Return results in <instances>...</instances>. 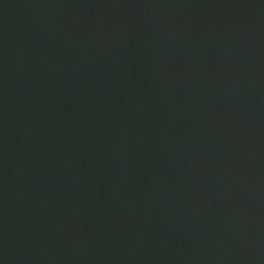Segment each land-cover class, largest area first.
I'll list each match as a JSON object with an SVG mask.
<instances>
[{
  "label": "water",
  "instance_id": "water-1",
  "mask_svg": "<svg viewBox=\"0 0 264 264\" xmlns=\"http://www.w3.org/2000/svg\"><path fill=\"white\" fill-rule=\"evenodd\" d=\"M0 264H264V0H0Z\"/></svg>",
  "mask_w": 264,
  "mask_h": 264
}]
</instances>
